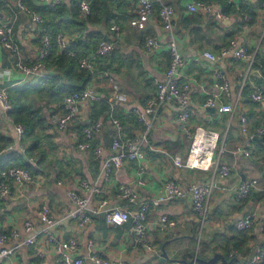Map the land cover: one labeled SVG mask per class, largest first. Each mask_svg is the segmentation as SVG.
<instances>
[{
	"label": "crops",
	"instance_id": "0c3cea01",
	"mask_svg": "<svg viewBox=\"0 0 264 264\" xmlns=\"http://www.w3.org/2000/svg\"><path fill=\"white\" fill-rule=\"evenodd\" d=\"M23 1L34 11L44 5L57 7L60 11L75 5L79 14L77 17L85 24L84 29L67 24L58 26L57 21L62 17L56 16L55 28H52L45 25L41 15L42 22L34 24L29 12L10 6L8 0H0V19H14L13 32L18 55L26 64L34 62L43 30L51 37L61 34L69 49L77 51L78 57L94 48L99 40H110L114 44L112 52L100 61L98 67L109 71L118 90L126 95V100L113 97L112 86L107 80L97 75L90 76L86 84L91 83L98 93V99L80 103L79 116L74 120L78 130L77 138L50 120L51 112L61 109L62 98L66 93H60L59 96L40 95V92H30L28 96L24 94L29 104L28 111L33 110L32 114L41 118V122H37L29 133L25 132L23 123L13 120L10 113L0 114V169L10 165L20 166L19 162L27 161L36 168L37 171L32 172L34 175L43 176V180L37 184L11 183L12 193L9 196L0 194V231L7 233L12 228L17 230V236L10 238L8 244H14L25 237V220H29L35 229L44 226L37 211L41 205H46L55 220L50 231L58 238L74 239L75 247L69 254L81 257L83 264H88L86 256L91 252H97L108 259L121 260L124 264H189L195 257L205 259L214 252L224 256L225 250L228 254L232 252L235 259L231 262L224 258L230 260V264H235L250 260L256 249L264 250V194L250 192L241 200L235 199L236 186L243 179L256 178L264 187V138L254 135V128L264 125V103L249 98L253 85L264 77V0H208L225 15L224 18H217L212 11L189 10L187 4L192 0H153V11L142 29L129 23L135 14L136 0H92L87 15L80 12L77 0L74 4L73 0H60L52 6L41 0ZM163 4L174 8L172 27L168 30L162 26L158 17V9ZM111 24L120 27L118 37L110 30ZM149 35L158 38V49L145 48L144 40ZM85 36L91 40L87 47L82 50L79 46L72 47L71 44ZM232 38L254 51V61L248 72L247 64L234 59L231 54L214 61L201 54L203 50L218 52ZM170 39H174L183 58L175 80L178 84H188V107L193 110L188 120V129L192 131L201 127L218 132L219 142L223 146L219 161L227 164L230 172L225 177L217 174L214 176L218 184L225 188H215L211 192L208 214L200 230L196 228L188 196L165 199L156 206H150L146 220L153 250H148L132 242L130 217L120 225L108 223L102 210L97 213L88 210L90 220L84 224L69 218L67 213L74 208V204L67 197L66 190L87 195L82 189L81 180H85L89 186H104L106 207L119 206L132 215L140 201L160 196L164 182L170 178L182 186L211 178V170L177 167L161 151L163 149L168 154L184 156L189 144V136L180 130L178 124L181 107L175 101H168L151 120L148 145L155 149L144 146L145 157L140 162L124 159L122 168L116 171L112 167L108 182L103 180L102 161L112 152L110 143L113 127L106 115L110 103L113 115L121 123L122 137L136 134L142 124L134 109L144 113L145 99L154 94L153 80L165 79L169 61V51L165 44ZM15 61L16 54L0 41V86L6 87L7 91L23 85L34 86L44 76L61 75L58 67L44 61V68L39 71L41 74H27L19 81L22 74L14 70ZM215 71L222 73L227 81L229 95L221 94V101L232 106L230 112H217L215 108L203 105L208 93L216 92L217 84L220 83ZM100 103L106 104L102 112L95 109ZM241 115L247 118V132L240 130ZM88 121H99L100 127L88 141V149L84 152L77 148L76 143L82 135L79 132L80 125ZM17 124L24 127L21 141L26 148L23 152L16 147ZM35 142L39 145L30 152L29 148ZM9 145H12L10 149L7 148ZM95 145L101 148L100 157L93 154ZM29 157L33 162L28 161ZM139 165L142 167L141 172ZM121 182L136 193V200L126 201L117 196V185ZM97 203L98 198L88 196V209ZM248 214L253 224L249 228L238 229L236 222ZM161 215L173 219L174 225L160 227L158 221ZM162 245L165 255L162 254ZM0 264L61 262L52 244L41 235L35 242L22 245L11 256L0 259ZM214 264L222 263L217 260ZM259 264H264V260Z\"/></svg>",
	"mask_w": 264,
	"mask_h": 264
},
{
	"label": "built area",
	"instance_id": "2783aa9c",
	"mask_svg": "<svg viewBox=\"0 0 264 264\" xmlns=\"http://www.w3.org/2000/svg\"><path fill=\"white\" fill-rule=\"evenodd\" d=\"M41 1H45L52 6L60 0ZM91 1L92 0H77L79 10L82 14L87 15L89 13ZM8 2H10L9 5L12 7L29 12L31 21L34 24L42 22L43 19L40 14L34 10H30L23 0H8ZM262 5L264 6V2H262ZM187 8L191 11L196 9L212 11L217 18L225 17L218 8L214 7L213 2L208 0H192L187 4ZM152 11L153 0H136L135 14L130 18L129 23L137 29H142ZM173 15L174 8L169 4H163L158 9V17L162 26L167 30L172 27ZM13 21L14 19L12 17L0 19V41L9 51L16 54L14 70L22 74L19 81L23 80L27 74L39 73V71L44 68V59L48 56L52 48H55L59 53L71 57L77 55V51L69 49L61 34H56L54 37H51L47 31L43 30L40 36L41 45L34 56V62L26 64L18 55L17 44L13 32ZM109 28L114 32L115 36L118 37L120 35L121 31L118 25L111 24ZM144 44L145 48L148 50H156L160 47L159 40L154 35L146 36ZM165 45L169 51V61L168 67L165 71V79L153 80L155 85L154 94L145 99L144 113H140L134 109V113L142 124L141 129L136 134L131 137H122L121 123L119 119L113 115V106L112 103H110L106 115L113 127V137L110 143V149L112 152L102 161L103 180L108 182L111 168L115 167L116 171L120 170L124 159H134L140 162L145 157L144 146H148L152 150L155 149L154 146L148 145L151 120L156 115L159 108L168 101H175L181 107L178 115V124L180 130L189 136V144L184 156L179 154H168V152L163 149H161V151L166 153V155L171 158L173 164L177 167L185 166L211 170V178L208 180L192 182L185 186L179 185L170 178L164 182L163 193L160 196L140 201L137 210L132 215H130L125 208L119 206L113 208L106 207L107 199L103 197L105 193L104 186H89L85 180H81L80 184L87 195H80L71 189L66 190L67 197L74 204V208L67 213L69 218L76 220L79 224H84L90 220L88 210L91 213H97L102 210L104 212L105 220L108 223L112 225H120L130 217L132 242L137 245H142L148 250H153V243L149 238L146 220V213L150 206H156L160 201L165 199H175L188 196L194 214L196 228L197 230H200L208 214V200L211 192L215 188H225L218 184L214 176L217 174L219 177H225L230 172L229 166L219 161V155L223 152V146L219 142L218 132L201 127H196L192 131H189L188 120L193 110L188 107V84H178L175 80V76L178 74V69L183 64V58L174 39H170ZM113 47L114 44L112 41L105 39L99 40L94 48L89 49L85 55L78 57V68L87 70L91 77L97 75L103 80H107L112 86L113 97L117 100L124 101L126 100V95L118 90V86L112 81L109 71L98 67V64L103 58L109 57ZM201 54L211 61L217 60L227 54H231L234 59L244 61L247 64L246 72L250 70V65L254 61V51L249 50L245 45L238 44L234 38L228 40V42L216 53L209 50H203ZM215 76L220 79V83L217 84V91L208 93L203 101V105L211 106L215 108L217 112H230L232 106L229 103L221 101L223 95H229L227 81L225 80L224 75L220 72L215 71ZM249 98L252 101L264 103V77L259 83L253 85L252 90L249 92ZM94 99H98V93L92 88L90 82L81 89L73 90L64 94L62 98V106L60 107L61 109L53 110L50 114L51 122L58 128L67 130L69 135L73 138H77L78 130L75 128L76 124H74V120L79 116L80 103L84 100L91 101ZM11 109L12 104L7 88L0 86V114H8ZM239 120L240 130L242 132H247L249 124L246 116L241 115ZM99 127V121L82 123L79 131L82 135L80 140L76 143L77 148L84 152L87 151L89 145L88 141L94 137ZM15 128L18 135L16 147L23 152L26 148V145L21 141L24 127L21 124H17L15 125ZM254 135L264 138V125L256 126L254 128ZM11 146L12 145H9L7 148L10 149ZM100 151V146L95 145L93 148L94 156L100 157ZM244 152L245 154H248V151L244 150ZM28 161L33 162V159L29 157ZM138 168L141 172V165H139ZM42 180L43 176L34 175L21 166L10 165L1 168L0 194L9 196L13 191L11 183L18 185L24 183L37 184ZM250 192H260L264 194V187L258 183L256 178L241 180L235 189V199L241 200ZM91 195L98 198V203L88 209V196ZM117 196L126 201H134L137 197L136 193L124 182L117 185ZM37 214L39 219L44 223V226L40 229H35L29 220H25L24 230L26 231V235L25 237L18 239L14 244H8V240L17 236V230L15 228H12L7 233L0 231V259L11 256L20 246L33 243L42 235L44 240L51 243L54 250L59 254L61 264H83V259L81 257H72L69 254V251L75 247V240L72 238H58L50 231L55 220L53 216H51L49 207L41 205ZM174 223L173 219L168 218L165 215L159 217L158 225L160 227L172 226ZM252 224V218L248 214L236 222V227L238 229H246ZM262 225H264V218ZM90 243L91 241L89 244ZM228 255L232 256V252ZM86 257L88 259V264H124L121 260L108 259L97 252H91ZM263 260L264 250L256 249L255 254L250 260L236 262L235 264H259L262 263ZM178 264H184V262H179ZM189 264L200 263L195 259H192Z\"/></svg>",
	"mask_w": 264,
	"mask_h": 264
},
{
	"label": "trees",
	"instance_id": "16d2710c",
	"mask_svg": "<svg viewBox=\"0 0 264 264\" xmlns=\"http://www.w3.org/2000/svg\"><path fill=\"white\" fill-rule=\"evenodd\" d=\"M74 1L75 0L72 1L73 4L75 3ZM36 11L45 19V25L51 26L52 28H55L54 18L56 16L62 17V19L57 21L58 26L60 24H67L74 25L78 29L85 28L84 22L77 17L79 14L75 5L68 9L67 7L65 9L63 8L62 11H60V9H58L57 7H46L44 5L39 6ZM90 41V38L85 36L84 38L77 40L71 45L74 48H77L79 46L78 48L82 50L89 45ZM44 61L49 65L58 67L59 71H61V75L44 76L34 86L23 85L20 87H13L8 90L9 98L12 104V109L9 113L11 114L14 121L23 123L25 132L27 133L33 131V129L35 128V124L37 122H41V118L36 117L34 114H32L33 110L28 111L27 108H29V104L26 98H24L25 93L27 96L30 92H40V95L59 96L60 93H68L73 90L83 88L90 78V73L87 70L79 69L77 67V55L71 57L63 53H59L55 48H52ZM105 108L106 104L100 103L99 106L95 109L102 112ZM38 145L39 144L35 142L34 145L29 148L30 152L34 148L38 147ZM19 165L26 168L27 170H31V173L37 171L36 168L32 167V165L27 161H21L19 162ZM224 256L225 258L230 259L231 262L235 259L234 255L229 256L226 250L224 251Z\"/></svg>",
	"mask_w": 264,
	"mask_h": 264
},
{
	"label": "water",
	"instance_id": "95a60500",
	"mask_svg": "<svg viewBox=\"0 0 264 264\" xmlns=\"http://www.w3.org/2000/svg\"><path fill=\"white\" fill-rule=\"evenodd\" d=\"M161 248H162V254L165 255V249H164L163 245ZM194 259L197 262H199L200 264H214L215 261H217V260H220L222 264H230L231 263L230 260H226L224 258V256L219 252H214L212 254V256L205 258V259L200 258V257H195Z\"/></svg>",
	"mask_w": 264,
	"mask_h": 264
}]
</instances>
